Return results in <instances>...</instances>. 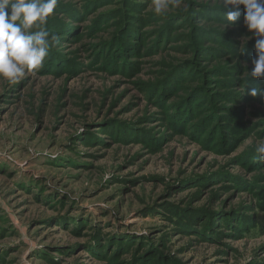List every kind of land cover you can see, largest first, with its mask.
<instances>
[{"label": "rangeland", "instance_id": "374dc122", "mask_svg": "<svg viewBox=\"0 0 264 264\" xmlns=\"http://www.w3.org/2000/svg\"><path fill=\"white\" fill-rule=\"evenodd\" d=\"M151 3L59 0L43 66L0 77V264H264L257 37Z\"/></svg>", "mask_w": 264, "mask_h": 264}, {"label": "clouds", "instance_id": "9594fccd", "mask_svg": "<svg viewBox=\"0 0 264 264\" xmlns=\"http://www.w3.org/2000/svg\"><path fill=\"white\" fill-rule=\"evenodd\" d=\"M180 0H152L155 14L164 15L170 6L178 7ZM59 0H0V77L16 83L26 73L39 70L59 37L51 34L46 25L54 14ZM226 20L234 24L244 8V23L253 36L256 57L249 72L252 80L264 79V0H222ZM236 9V10H231ZM250 95L264 96V86L250 87ZM248 89V88H247ZM264 162V141L255 148Z\"/></svg>", "mask_w": 264, "mask_h": 264}]
</instances>
